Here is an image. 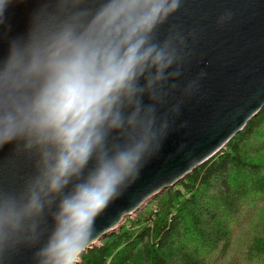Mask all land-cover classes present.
Here are the masks:
<instances>
[{"label": "clouds", "instance_id": "1", "mask_svg": "<svg viewBox=\"0 0 264 264\" xmlns=\"http://www.w3.org/2000/svg\"><path fill=\"white\" fill-rule=\"evenodd\" d=\"M185 0H0V264H79L207 73ZM23 11L16 30L13 13ZM228 8L215 18L223 29Z\"/></svg>", "mask_w": 264, "mask_h": 264}, {"label": "water", "instance_id": "2", "mask_svg": "<svg viewBox=\"0 0 264 264\" xmlns=\"http://www.w3.org/2000/svg\"><path fill=\"white\" fill-rule=\"evenodd\" d=\"M228 8L233 22L217 29L216 16ZM173 22L200 30L186 76L206 71L203 99L185 104L159 151L96 217L93 241L82 253L209 161L264 108V0H185ZM13 24L22 27L23 11L13 13ZM6 155L7 149L0 152V158ZM15 179L7 168L0 170V183ZM29 256L20 255L15 264H29Z\"/></svg>", "mask_w": 264, "mask_h": 264}, {"label": "trees", "instance_id": "3", "mask_svg": "<svg viewBox=\"0 0 264 264\" xmlns=\"http://www.w3.org/2000/svg\"><path fill=\"white\" fill-rule=\"evenodd\" d=\"M158 198L156 211L125 220L80 254L79 264H264V222L244 258L229 227L241 223L244 212L251 218L264 202V108L224 149Z\"/></svg>", "mask_w": 264, "mask_h": 264}, {"label": "rangeland", "instance_id": "4", "mask_svg": "<svg viewBox=\"0 0 264 264\" xmlns=\"http://www.w3.org/2000/svg\"><path fill=\"white\" fill-rule=\"evenodd\" d=\"M159 196V195H158ZM157 196V197H158ZM156 198V197H155ZM159 198L154 200V198L147 204V206L143 207L142 209H140L139 212H137L134 216H131L130 219L134 218L137 214L141 213L142 211H149V209H151L152 212L156 211L157 206L156 203L158 202ZM263 201L257 203L255 206L256 211L254 213V215L250 218L247 217V213L244 212L241 214L240 217H243V220L241 223H235L233 222L232 224L229 225V227L232 229V238H231V242L233 243L234 239L236 240V244H235V248L237 252H241V258L245 257V250L246 247L248 246V244L250 243V241L257 235L261 234L260 233V225L262 222H264V208H263ZM245 221H249L247 222L246 225V236H241L240 235V231L239 230L241 228V226L243 225V223ZM243 229V228H242ZM203 249V248H202ZM206 250L203 249L202 254L205 252ZM232 255V247L230 248V252H229V256L227 258H225L224 262H227L228 258L231 257ZM214 259V258H212ZM248 260V259H246Z\"/></svg>", "mask_w": 264, "mask_h": 264}]
</instances>
